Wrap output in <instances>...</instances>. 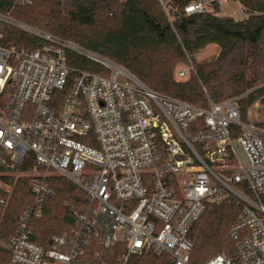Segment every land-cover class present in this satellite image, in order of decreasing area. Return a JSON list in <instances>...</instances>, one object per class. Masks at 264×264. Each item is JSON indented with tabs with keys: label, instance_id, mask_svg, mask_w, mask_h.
<instances>
[{
	"label": "built area",
	"instance_id": "obj_1",
	"mask_svg": "<svg viewBox=\"0 0 264 264\" xmlns=\"http://www.w3.org/2000/svg\"><path fill=\"white\" fill-rule=\"evenodd\" d=\"M186 1L174 7L176 0H159L169 20L171 10L249 19L240 0ZM9 26L40 44L5 45ZM69 52L105 73H75ZM194 71L189 63L178 76L185 79ZM259 88L264 90V83ZM246 95L220 103L208 99L207 109L163 96L108 58L0 11V224L13 173L32 172V201L8 242L9 264H93L94 240L124 245L117 264L144 254L193 264V226L210 207L224 203L240 207L230 232L235 248L204 264H264V94L253 104L261 108V118L248 115L253 105L243 116L240 100ZM235 143L245 151L247 165ZM52 175L70 179L87 202L75 210L69 233L39 244L34 223L44 217L54 193Z\"/></svg>",
	"mask_w": 264,
	"mask_h": 264
},
{
	"label": "trees",
	"instance_id": "obj_2",
	"mask_svg": "<svg viewBox=\"0 0 264 264\" xmlns=\"http://www.w3.org/2000/svg\"><path fill=\"white\" fill-rule=\"evenodd\" d=\"M240 2L249 13L245 21L209 12L184 16L173 10L169 20L159 0H32V5L25 6L0 0V11L11 12L28 24L42 26L49 31L46 33L108 58L163 96L207 109L208 99L220 103L247 94L240 100L246 117L248 109L264 94L259 88L264 83V0ZM187 3L176 0L174 7ZM3 42L17 48L40 44L39 39L12 26L6 27ZM213 44L219 48L216 59L195 64L186 81L175 79L177 63L188 62ZM68 62L75 73H105L99 64L72 52ZM49 184L54 193L45 204L44 217L34 223L33 239L39 244H45L51 235L69 233L75 210L87 202L86 193L62 177L52 176ZM67 199L71 204H63ZM260 199L264 205V192ZM31 201L27 180H20L0 224V240L9 241L15 234L19 218ZM239 215L240 207L233 203L206 211L190 232L193 264H204L214 255L234 250L230 232ZM123 253V244H103L101 240H94L90 249L93 264H117ZM9 262L10 253L0 248V264ZM131 264H171V259L144 254L133 258Z\"/></svg>",
	"mask_w": 264,
	"mask_h": 264
},
{
	"label": "rangeland",
	"instance_id": "obj_3",
	"mask_svg": "<svg viewBox=\"0 0 264 264\" xmlns=\"http://www.w3.org/2000/svg\"><path fill=\"white\" fill-rule=\"evenodd\" d=\"M29 5H32V4H29ZM211 9H212L211 7H208V10H211ZM12 17H13L14 20H16L18 22H21L23 24H26V25H28V26H30L32 28H35V29H38V30H41V31H44V32L45 31L46 32H49L48 30L44 29L42 26L35 25V24H28L27 22L18 19L13 14H12ZM18 30H20V29H18ZM218 53H219L218 46L213 44V45H209L206 48L200 50L197 54L194 55V57H192V58L191 57L190 58L188 57L189 58V61L188 62H185L184 61V62L177 63L176 66H175V71H174V77H175V79L177 81H186V80L190 79V77L192 76L193 72L187 78L180 79L179 76H178V73L180 72V70L183 69V68H185V67H187L189 65V63L190 64H193V66L195 67V64L212 61V60H214V59L217 58ZM259 113H261V108L258 107V106H256V105H253V107L250 108L248 115H250L252 117H258L257 115H259ZM259 118H261V115H259ZM235 147H236V150H237V152H238V154H239V156L241 158V161L243 162L244 165H247L248 164V159H247V156H246L245 151L243 150V148L238 143H235ZM31 176H32V172H30V171H28V172L16 171V172L13 173V177L10 180L11 181V193L9 195V203L11 202V199H12V197L14 195V192H15V189H16V185L18 184V182L20 180L21 181L22 180H27L28 187H29ZM52 176H58V175H52ZM58 177H62V176H58ZM62 178L70 181V179H68V178H65V177H62ZM70 182H72V181H70ZM78 189L79 190H82L79 187H78ZM63 204H67V205L68 204H71L70 203V199L69 200L68 199L67 200H64ZM118 236L120 237L121 236V233ZM8 242L9 241L0 240V248H2V249H4V250L7 251Z\"/></svg>",
	"mask_w": 264,
	"mask_h": 264
}]
</instances>
